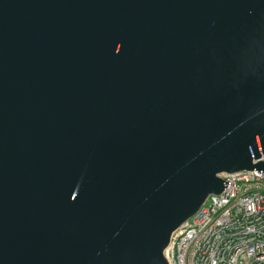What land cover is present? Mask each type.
Returning <instances> with one entry per match:
<instances>
[{
  "label": "water",
  "instance_id": "1",
  "mask_svg": "<svg viewBox=\"0 0 264 264\" xmlns=\"http://www.w3.org/2000/svg\"><path fill=\"white\" fill-rule=\"evenodd\" d=\"M243 171L264 0H0V264H167Z\"/></svg>",
  "mask_w": 264,
  "mask_h": 264
},
{
  "label": "built area",
  "instance_id": "2",
  "mask_svg": "<svg viewBox=\"0 0 264 264\" xmlns=\"http://www.w3.org/2000/svg\"><path fill=\"white\" fill-rule=\"evenodd\" d=\"M220 177L222 193L170 235L167 264H264V171Z\"/></svg>",
  "mask_w": 264,
  "mask_h": 264
}]
</instances>
